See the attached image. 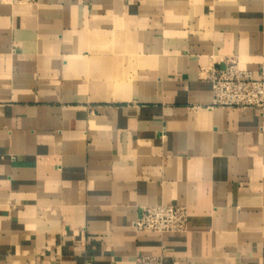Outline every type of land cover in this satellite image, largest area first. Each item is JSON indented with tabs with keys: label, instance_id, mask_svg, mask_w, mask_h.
Listing matches in <instances>:
<instances>
[{
	"label": "crops",
	"instance_id": "0c3cea01",
	"mask_svg": "<svg viewBox=\"0 0 264 264\" xmlns=\"http://www.w3.org/2000/svg\"><path fill=\"white\" fill-rule=\"evenodd\" d=\"M264 0L0 2V264H264ZM186 232L137 231L140 208Z\"/></svg>",
	"mask_w": 264,
	"mask_h": 264
},
{
	"label": "built area",
	"instance_id": "2783aa9c",
	"mask_svg": "<svg viewBox=\"0 0 264 264\" xmlns=\"http://www.w3.org/2000/svg\"><path fill=\"white\" fill-rule=\"evenodd\" d=\"M35 0H0L9 4H31ZM211 81L212 103L210 107L237 108L244 110L264 107V74L253 79L249 71L241 70L238 63L228 60L223 67L218 66L209 71ZM139 232L157 234L182 233L188 227V210L176 204L155 205L140 208L133 223ZM134 264H164L161 255L136 256Z\"/></svg>",
	"mask_w": 264,
	"mask_h": 264
}]
</instances>
